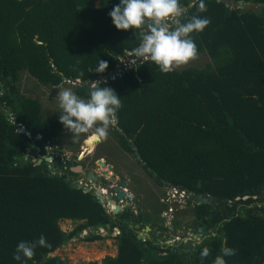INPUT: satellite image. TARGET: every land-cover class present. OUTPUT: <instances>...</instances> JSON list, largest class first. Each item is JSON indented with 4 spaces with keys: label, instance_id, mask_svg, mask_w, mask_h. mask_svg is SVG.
<instances>
[{
    "label": "trees",
    "instance_id": "obj_1",
    "mask_svg": "<svg viewBox=\"0 0 264 264\" xmlns=\"http://www.w3.org/2000/svg\"><path fill=\"white\" fill-rule=\"evenodd\" d=\"M116 3L0 0V264H19L12 259L15 245L41 234L51 247L37 246L27 264H67L51 254L84 231L83 240L95 241L114 230L115 255L71 264H212L222 241L236 250L226 264H264V0H205L204 12L179 0L181 22L192 15L210 20L190 34L196 56L208 61L168 73L133 56L141 29L112 25L108 12ZM98 60L107 61L104 72H89ZM22 71L51 89L68 83L82 99L93 81L114 89L122 105L112 129L117 144L165 187L150 205L148 223L164 226L165 219L172 230L182 223L188 228L184 220L192 216L208 238L195 246L187 234L176 244L160 242L155 233L139 238L129 219L108 213L93 190L84 189L92 182L71 170L81 162L63 153L67 129L59 109L42 114L41 102L21 92ZM171 187L190 194L182 205ZM225 218L230 221L217 227ZM65 220L76 224L64 231L59 222ZM205 245L209 255L201 259Z\"/></svg>",
    "mask_w": 264,
    "mask_h": 264
},
{
    "label": "clouds",
    "instance_id": "obj_2",
    "mask_svg": "<svg viewBox=\"0 0 264 264\" xmlns=\"http://www.w3.org/2000/svg\"><path fill=\"white\" fill-rule=\"evenodd\" d=\"M191 5L197 12L206 11L205 0H191ZM108 16L112 25L118 30L141 29L138 44L131 49V52L138 60L153 63L161 73H168L196 56L197 46L190 34L203 31L210 23L207 17L197 15H192L181 22L177 19L182 16L179 0H118V3L114 4L108 12ZM170 21H174L175 26ZM133 33L136 34L134 31ZM106 67L107 61L98 60L94 69H89V72L102 73ZM102 83L106 84L104 81H93L88 88L86 99L78 97L71 88H65L57 94L58 120L63 128L71 133L73 139H78L81 134L90 133L88 137L90 141L100 142L106 138L110 127L116 128L117 112L122 106L121 99L114 89L101 86ZM117 131L120 129L117 128ZM82 150L85 153V146ZM105 168L101 166V169ZM84 189L93 190L95 194L100 191L101 194L98 197L101 199L108 186L97 188V190L90 185L84 186ZM106 201L107 199H104L102 204L108 206ZM111 203L112 201L109 202L112 206ZM120 212L117 210L114 213ZM229 221L230 218H225L217 227ZM84 233L87 234L86 231ZM209 235L215 236L216 233L212 232ZM173 238L179 240V238ZM207 238L191 235L186 239H191L195 246L201 245ZM37 246L51 247L42 234L31 242L21 240L15 245L12 259L19 264H27ZM235 252L234 248L227 246L226 241H222L219 254L213 258L212 264H226L225 257H231L235 255ZM208 255L209 248L206 245L199 248L201 259Z\"/></svg>",
    "mask_w": 264,
    "mask_h": 264
},
{
    "label": "rangeland",
    "instance_id": "obj_3",
    "mask_svg": "<svg viewBox=\"0 0 264 264\" xmlns=\"http://www.w3.org/2000/svg\"><path fill=\"white\" fill-rule=\"evenodd\" d=\"M252 9H256L255 6H253ZM206 61H208L207 56L205 54H199L190 59L187 63L179 65L175 68H180L182 66L189 65L190 63L202 65ZM20 75L21 76L18 81V85L19 87H21V92L27 96L37 98L41 102V111L44 116H51L54 111L59 109L57 94L65 88H70V85L68 83L61 84V86H59L58 88L51 89V87L44 86L41 83L37 82V80L30 76L26 71L20 72ZM112 129L113 128L111 127L108 129V134L104 140L100 142H94L92 151H88V149H85V153L83 154H81V152H83L82 145L85 144L84 138L82 139V137L86 136L89 133L81 134L78 139H73L71 133L66 130V133L61 137L60 141L65 147H67V149H63V153L67 157H74L75 154L80 156L82 155L81 159L79 160L81 162L79 164L81 165V167L94 168V171H98L101 166L98 164H96L97 166H94L92 164L93 159L96 157L98 159L101 158L103 161H105V166L113 164L112 166H114V168H117L118 171L120 170L122 173H127L131 177V181L138 182V184L136 183L137 185H132L130 191L133 195L141 199V205H143L144 210H147L151 208L150 205L155 198H161V196L165 192V187L163 185L159 186L154 181V179L145 172L142 164L138 161L136 156L121 149V147L117 144ZM87 137L88 136H86V138ZM86 152H88L89 154H86ZM56 154L57 153L54 152V155ZM108 173L110 174L111 172L108 171ZM139 174L142 177H139ZM79 176L80 171L78 178ZM137 176L138 180H136ZM151 195L154 196L151 197ZM178 212L179 211H177V213ZM186 220L187 218L184 221L186 222ZM168 221L169 220L166 221L164 219V223L166 225L170 224V222L168 223ZM59 224L62 230L69 231L75 226L76 222L65 220L59 222ZM99 232L102 235H106L107 233L106 230H100ZM116 232L117 231L114 230L111 236L95 241L83 240L81 236L85 235L86 233L82 232L79 237H73L72 239L68 240L64 245L58 248L54 252V254L67 259V264L91 260H97L100 262L103 257L108 255L113 256L116 254L117 246L115 238L113 237ZM139 232L142 233V231ZM169 233L172 235V237L180 238L182 234H187L189 236L190 230L189 228H185L184 224L182 223V226L175 230L169 229L167 234ZM167 234L162 235L161 237H164ZM159 241L162 242L161 240Z\"/></svg>",
    "mask_w": 264,
    "mask_h": 264
},
{
    "label": "flooded vegetation",
    "instance_id": "obj_4",
    "mask_svg": "<svg viewBox=\"0 0 264 264\" xmlns=\"http://www.w3.org/2000/svg\"><path fill=\"white\" fill-rule=\"evenodd\" d=\"M85 149H86V146H85ZM88 151H89V149H88ZM81 157H82V155H81ZM97 159L98 158L95 157L93 159V161H92V164L94 166H97L96 165L97 164L96 163ZM105 164H106V162L104 163V166H105ZM112 165L113 164H109V165L105 166L107 168V172L108 171L111 172L110 174L107 173L109 176H106L107 174L101 173V171H106L105 169H98V171H96V170L94 171V168L82 167V169L84 171H86V172L92 171L93 173H96V175H97L96 179L92 183H90L91 187H93L94 189H97V188L107 187L108 186V189L106 190V192H104V194L102 196L103 199H107V201L105 203H107L108 206L105 205V204L103 205L105 207V210L107 212L109 210H110V212H112V208L114 206H116V205L119 206V210L120 211H124L125 209H128L127 207H129V208L132 209V211L134 213L133 214L134 221H131L130 218H127V219H129L130 222L133 223V224H130V226L133 225L134 227L139 228L140 231H142V233L139 232L138 235L142 234L143 237L151 238L152 234L155 233V237L158 240L164 241L166 243H168L169 240H172L173 239L172 235L170 233L167 234L168 230L170 229V224L169 225L165 224L164 226H161V225L154 226V225H151L152 224L151 222H150V224L148 223V219L152 218V214H153L152 208L144 210L143 205H141L142 204L141 199L139 197L133 195L132 192L130 191V189L132 188V185H135L136 183L138 184V182L131 181V177L127 173H122L120 170L118 171V169L114 168V166H112ZM84 176H86V175H84ZM139 177H142V176L139 174ZM102 179H105L107 181L106 185H103L101 183ZM136 180H138V176L136 177ZM121 183H124V186H122ZM115 187H119L120 190L124 191L125 195L122 198L116 199ZM128 194H130L128 197H129L131 202H129L128 199H127V195ZM152 196H154V195H151V197ZM156 199L157 198L154 199L155 202H156ZM158 199H160V197ZM135 200H137V202H135ZM111 201H112V203H111L112 206L109 204V202H111ZM112 213L115 214L114 212H112ZM117 214H118V217H119L120 213H117ZM146 214H148L149 218H148V216ZM164 215H165V211L163 210V211L160 212L159 217L163 218ZM186 222H187V224H189L188 228L190 230V235L188 237H190L191 235L203 236L204 234H207L209 232L208 230H204V229L199 230V226H198L199 223H196V222L194 223L192 216L188 217ZM158 223L159 222H157V224ZM145 226H148L149 230L145 231ZM184 226H185V223H184ZM165 234H167V235L164 236V237H161L162 235H165Z\"/></svg>",
    "mask_w": 264,
    "mask_h": 264
},
{
    "label": "water",
    "instance_id": "obj_5",
    "mask_svg": "<svg viewBox=\"0 0 264 264\" xmlns=\"http://www.w3.org/2000/svg\"><path fill=\"white\" fill-rule=\"evenodd\" d=\"M239 4H241V1H239ZM232 6L230 5V8H231ZM2 91V90H1ZM4 112H5V114L6 115H11L10 113V109H8V108H6L5 110H4ZM18 130L19 131H21V132H24V128L23 127H20V128H18ZM87 148V147H86ZM29 157V155L28 154H26V155H24V156H21L20 157V162L21 163H24V162H27V158ZM137 158H138V156H137ZM44 159H45V161H48L49 162V165L50 166H53L54 165V162L52 161V156H45L44 157ZM31 160H36L37 161V163H40L41 162V160H42V158H35L34 156H31ZM77 160H80V156H78L77 157ZM96 163L98 164V165H100V166H104V161H102L101 159H97L96 160ZM109 167V166H108ZM71 170L72 171H75V172H81L83 175H86L85 176V180H88V181H90V182H93L95 179H96V177H97V175H96V173H93L92 171H90V172H86V171H84V170H82V167H81V165H76V166H73V167H71ZM101 173H103V174H107V171H101ZM50 175H53V174H50ZM108 175V174H107ZM62 177H64L65 175L63 174V175H61ZM109 176V175H108ZM103 185H106L107 184V181L105 180V179H102V182H101ZM121 185L122 186H124V183H121ZM73 186H75V184H73ZM78 187L79 186H81L80 184H78L77 185ZM261 189H263L262 187H261ZM98 190V189H97ZM115 192H116V199H120V198H122L124 195H125V193H124V191H122V190H120L119 189V187H115ZM101 193H100V191H97L96 192V195L97 196H99ZM130 194H128L127 195V199H128V201L129 202H131L130 201V199H129V196ZM246 196H244L243 198H245ZM239 197H236V199H238ZM198 199L201 201V202H203V203H205V204H210L211 202H213V198L212 197H205V196H202V195H198ZM102 202H103V198H101L100 199ZM135 202H137V200H135ZM128 209H125L124 211H121L120 212V215H119V218L120 219H127V218H130L131 219V221H134V217H133V211H132V209L131 208H129V207H127ZM117 210H119V206L118 205H116L115 207H113L112 208V212H115V211H117ZM213 213L214 212H211V214L209 215V218H211L212 217V215H213ZM201 222H203V224H206V220H202ZM200 224L201 223H199V225L198 226H200ZM202 228L201 227H199V230H201ZM147 230H149V227L148 226H145V231H147ZM143 235L142 234H139L138 235V237L140 238V237H142ZM168 243H172V244H176L177 243V239H172V240H169L168 241ZM54 253H52L51 255H53Z\"/></svg>",
    "mask_w": 264,
    "mask_h": 264
},
{
    "label": "built area",
    "instance_id": "obj_6",
    "mask_svg": "<svg viewBox=\"0 0 264 264\" xmlns=\"http://www.w3.org/2000/svg\"><path fill=\"white\" fill-rule=\"evenodd\" d=\"M132 58H133V57H132ZM171 190H172L173 192H178V195H179L178 203H179L180 205H182V204L184 203V200H185V198H186L187 196H190L189 193H187V192H185V191H183V190H179V189H177L176 187H171ZM169 209L172 210V206H170Z\"/></svg>",
    "mask_w": 264,
    "mask_h": 264
},
{
    "label": "bare ground",
    "instance_id": "obj_7",
    "mask_svg": "<svg viewBox=\"0 0 264 264\" xmlns=\"http://www.w3.org/2000/svg\"><path fill=\"white\" fill-rule=\"evenodd\" d=\"M88 137H89V135H88ZM88 137L84 140V143H85V146L89 149V151H91L93 149L92 147H93V144L95 141H90L88 139ZM80 158H81V156H80Z\"/></svg>",
    "mask_w": 264,
    "mask_h": 264
},
{
    "label": "crops",
    "instance_id": "obj_8",
    "mask_svg": "<svg viewBox=\"0 0 264 264\" xmlns=\"http://www.w3.org/2000/svg\"><path fill=\"white\" fill-rule=\"evenodd\" d=\"M83 146V148H84V145H82ZM101 157V156H100ZM101 159V158H100ZM102 160V159H101ZM100 169H101V167H100ZM66 221H68V220H66Z\"/></svg>",
    "mask_w": 264,
    "mask_h": 264
}]
</instances>
